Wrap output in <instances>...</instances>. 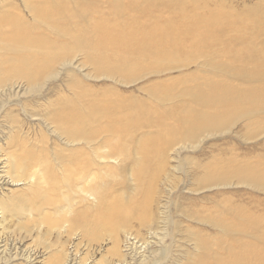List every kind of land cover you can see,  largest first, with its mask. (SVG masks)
<instances>
[{
	"label": "bare ground",
	"instance_id": "bare-ground-1",
	"mask_svg": "<svg viewBox=\"0 0 264 264\" xmlns=\"http://www.w3.org/2000/svg\"><path fill=\"white\" fill-rule=\"evenodd\" d=\"M31 1L23 0L29 19L12 12L0 13V108L20 93L41 97L48 82L60 72L66 73V69L70 79L65 87L72 93L45 100L39 120L53 138L51 142L42 137L40 144L33 140L29 145L21 137L8 136V143L17 148L1 154L0 182L27 188L18 196L11 194L12 198L0 199V234L7 230L6 212L9 220L53 215L46 231H69L77 241L48 240L45 248L54 251L46 264L74 262L79 246L101 243L102 232L109 233L113 242L108 249L110 258L103 256L102 262L93 264H160V259L168 257V247L163 243L159 225L177 223L169 217L157 219L152 209L144 211L146 205L134 207L130 202L132 208L116 203L104 207L108 189L113 185L107 179L116 168L114 163H132L120 146L126 142L142 143L139 150L144 156L139 164V157L135 161L139 165L136 176L139 180L146 177L151 191L154 183L165 176L159 173L165 152H179L205 134L228 128L233 118L241 117L236 115L258 122L257 115L264 114V42L257 45L253 40L261 31L220 40L228 17L233 19L231 15L221 11L197 15L177 0ZM129 12L131 17L138 13L142 18H122ZM258 17L254 12L239 15L250 22H257ZM184 18L195 20V24L184 23ZM197 20L202 24L197 25ZM241 45H245L244 49ZM188 59L196 64L197 59H202L209 71L199 77L187 76L178 89L154 84L148 89V98L153 101H138L135 113L109 97L115 83L130 84L150 74L194 64ZM78 73L84 79L112 82L102 92L93 90L89 94V87L78 82ZM209 73L213 77L227 76L238 84L211 82ZM241 83L247 86L243 89ZM121 99L122 96L118 100ZM119 109L126 114L116 116ZM136 134L140 141L135 139ZM221 168L199 177L204 187L225 185L232 174L241 182L256 186L264 181V167L241 164ZM89 201L93 203L88 205ZM222 207L207 218L176 209L197 223L205 222L217 229L215 239L196 233L194 248L200 251V257L186 264H264V220L261 225L254 214L231 209L227 204ZM135 223L144 229L140 235L145 239L137 246L138 235L131 243L126 240L120 245L119 233L115 231ZM17 227L13 232L20 240L38 239L44 234L40 232L44 223L35 220L26 229ZM145 232L155 234L156 241L165 246L154 247L150 238L146 240Z\"/></svg>",
	"mask_w": 264,
	"mask_h": 264
},
{
	"label": "rangeland",
	"instance_id": "rangeland-1",
	"mask_svg": "<svg viewBox=\"0 0 264 264\" xmlns=\"http://www.w3.org/2000/svg\"><path fill=\"white\" fill-rule=\"evenodd\" d=\"M173 1L175 2L176 0ZM178 1L184 8H187L189 12L197 15L213 11H221L229 16L231 15L233 19L228 17V25L222 30V37L220 40L241 38L261 31L259 36L254 38L253 42L257 45L264 42V0H177L176 2ZM31 2H35V0ZM73 5L75 6V4H71V7ZM24 7L23 0H0V13L12 12L29 19L28 14H26V8ZM245 12H254V16L255 13L256 15L259 14L258 21L250 22L246 19L239 18V15ZM166 13L168 12L165 11L164 14ZM139 15L140 14L137 13L134 14L133 17L138 16L142 18L141 15ZM131 16L132 14L129 12L122 15V18L129 19ZM183 21L188 25L195 24V20L189 21L184 18ZM202 22L201 20H197L196 24L199 25L202 24ZM50 38L53 37L51 36ZM241 46L244 49L245 45ZM78 58L80 61L82 60L81 55L78 56ZM184 58L187 57L184 56ZM223 59L224 58L221 60L226 61V59ZM188 61L194 63L191 59H188ZM196 61L198 64L194 63L187 67L179 68V70L174 69L165 71L157 75L150 74L148 77L141 80L139 79L134 83L124 85L115 83L116 85L113 86L115 89L108 92L109 97L118 102L121 106L123 105V107L128 108L127 111L129 110L135 113V111H137L138 101H153V98H148V89H152L154 84L160 83L164 87H174L178 89L184 84V80L187 76L193 74L199 77L203 75L205 71H209L208 67L205 66L206 64H203L205 62L202 59H197ZM245 67L249 68L251 65H246ZM68 68H70V66H68ZM67 72L66 69V73H64V71L60 72L56 79L49 81L44 89H42L43 94L41 97L37 98L34 94L20 93L19 97L9 98L10 100L8 99L9 101L7 100L5 104L6 106L4 105V108H0V158L2 156L1 154L5 153L6 150V152H9L11 149L14 150L17 148L13 143H8L10 138H8V136L10 135L15 139H20L21 137V139L27 140L29 145H31L30 143L33 144L34 141L35 144H40L39 140L42 137H45L48 142L53 140L46 128L42 126L43 124L40 122L39 118L42 113H44L43 106L46 104V98L54 99L55 97V99H57L63 97V95L65 97L72 93V91L65 87L66 81L70 79V77L67 76ZM76 75L81 77V79L79 78L81 80L78 81L79 83L86 85L85 87H89V94L90 92L92 93L93 90L98 93L102 92L103 89L112 82L110 80H102L101 78L92 79L89 77L88 79H84L82 78V73ZM207 76L212 75L209 73ZM218 80L221 82H230L234 85L238 84L235 83L237 82L236 80H229L227 76H214L211 82H217ZM241 84H239V86H243V89L247 86L244 83ZM120 96H122L123 99L118 100ZM167 104L169 103L165 105ZM123 112L124 110L119 109L116 112V116L119 117V115L126 114V111ZM236 116L241 117L236 119L233 118L228 128L212 134H205L192 146L181 148L179 152H176L178 150L176 148V150L165 152L161 165L162 170H159L161 177L165 175L163 177L165 180L160 178L159 181H156L151 191L148 186L150 181L145 179L146 177L143 180H139L136 176V171L139 169L137 166H139L138 164L142 159L141 156H144L143 152L139 150L142 143L126 142L124 145L120 146L124 148L128 156L132 158V163H130V165L127 161H125V163H114L116 168L114 171H110V176H108L107 179V181L112 182L113 185L108 189L104 207L112 203L122 205L125 208H132L130 205L134 207H137L138 204L141 206L146 205L144 211H147L148 208L152 209L157 219L169 217L170 220L177 223L170 224L161 222L159 225V227H162V229L159 228L158 230H161L162 232L160 231V235L164 236L163 243L168 247L166 249L168 251V257L160 259V264H186L187 261L198 259L200 257V251L197 252L196 248H194L197 241L196 233L206 235L210 239H215L214 237L217 229L207 225L205 222L197 223L195 219L191 220L185 215L183 216L178 213L176 209L182 210L188 214L196 212L197 216L200 215V217L207 218L211 217L210 213L214 215L217 210H221V208H223L222 204H227L231 209L254 214V218L258 219L262 225V221L264 220V181L256 186L252 185V183H243L236 175L232 174L225 185L204 187L202 180H200L207 171L214 169L221 170L223 166H230V168H232L243 164L264 167V114L260 113L257 115L258 122L253 118H245L242 117V115ZM39 124L40 126H38ZM138 134L135 135V139L140 141V135ZM16 136L18 138H16ZM134 154L136 156H134ZM135 161L138 162L137 165H135ZM130 167L133 168L130 170ZM2 182L3 181L0 182V199L11 197V194L18 196L21 191L27 188V186L23 184L6 185L4 184L5 182ZM119 199H122L121 203ZM92 203L93 202L89 201L87 204L91 205ZM158 206L162 212H159ZM6 213L5 216L7 219L4 225H6L7 230H2L3 232L0 234V264H46V261L49 260L50 257L53 258L51 254L54 251L53 248H45L48 240L49 242L51 241V243L57 242L56 240L59 242V240L64 241L68 239L71 241L74 240V242L77 241L76 238L71 237L73 235L69 234V231L61 232V234H57L55 230L51 232L46 231L48 223L51 221L53 215L42 216V219H36V217L33 216L32 220L38 223H44V227L41 228L42 230L40 231L44 234H42L41 237L39 236L40 239L26 237L20 240V238L17 237L19 235L16 231L13 232V229L15 226L26 229L32 224V220L27 216H19L18 218L15 217L9 220L10 214ZM163 226L167 230H165ZM262 226L264 227V224ZM143 230L144 229L140 228L135 223L131 224L129 227L118 229L115 232L119 233L118 238L120 240V245H123L126 240L128 243H131L135 240L133 237L139 235V242L136 244L138 246L140 240L144 238L140 235V233H143ZM100 236V239L104 238L101 243L88 247L80 245L77 252V259L74 260V262L68 261L66 264H84L86 262V264H93L95 261L102 262L103 256H108L110 258L108 249H111L113 245L111 237L109 233L105 234L103 232ZM144 236L148 241L151 239L150 243L155 244L154 247L159 248L162 245L160 247L162 248L165 246L157 242L158 237L153 233L149 234L145 232ZM70 250H72V248H70ZM159 256L162 257V254H159ZM86 257H88V259H86L85 262L80 261Z\"/></svg>",
	"mask_w": 264,
	"mask_h": 264
}]
</instances>
